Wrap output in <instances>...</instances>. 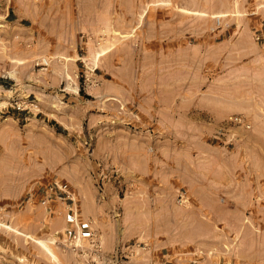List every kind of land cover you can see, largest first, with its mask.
Wrapping results in <instances>:
<instances>
[{
    "label": "rangeland",
    "instance_id": "1",
    "mask_svg": "<svg viewBox=\"0 0 264 264\" xmlns=\"http://www.w3.org/2000/svg\"><path fill=\"white\" fill-rule=\"evenodd\" d=\"M0 264H264V0H0Z\"/></svg>",
    "mask_w": 264,
    "mask_h": 264
},
{
    "label": "bare ground",
    "instance_id": "2",
    "mask_svg": "<svg viewBox=\"0 0 264 264\" xmlns=\"http://www.w3.org/2000/svg\"><path fill=\"white\" fill-rule=\"evenodd\" d=\"M40 244H42L51 254H53V256L55 257L54 253L52 252V250L48 247L47 244L43 243V242H39Z\"/></svg>",
    "mask_w": 264,
    "mask_h": 264
},
{
    "label": "built area",
    "instance_id": "3",
    "mask_svg": "<svg viewBox=\"0 0 264 264\" xmlns=\"http://www.w3.org/2000/svg\"><path fill=\"white\" fill-rule=\"evenodd\" d=\"M236 120L240 121V119H236Z\"/></svg>",
    "mask_w": 264,
    "mask_h": 264
},
{
    "label": "crops",
    "instance_id": "4",
    "mask_svg": "<svg viewBox=\"0 0 264 264\" xmlns=\"http://www.w3.org/2000/svg\"><path fill=\"white\" fill-rule=\"evenodd\" d=\"M13 16H15V13H14V15Z\"/></svg>",
    "mask_w": 264,
    "mask_h": 264
}]
</instances>
